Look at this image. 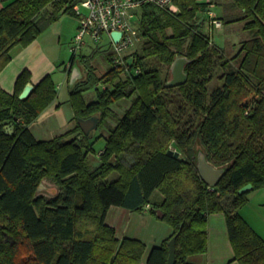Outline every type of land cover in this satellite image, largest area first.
I'll list each match as a JSON object with an SVG mask.
<instances>
[{
	"label": "trees",
	"instance_id": "trees-1",
	"mask_svg": "<svg viewBox=\"0 0 264 264\" xmlns=\"http://www.w3.org/2000/svg\"><path fill=\"white\" fill-rule=\"evenodd\" d=\"M175 2L177 13L153 5L141 9V47L125 58L126 66H115L108 45L80 56L85 78L70 91L76 126L68 133L38 141L29 128L57 98L50 75L23 100L19 96L32 78L28 70L18 77L14 94L0 85V264H140L145 244L118 239L106 223L113 206L132 212L149 206L173 228L172 237L152 249L148 264H168L174 237L175 264H194L189 258L208 250V218L216 213L226 216L235 260L264 264V241L240 214L251 191L238 193L247 184L264 188V0H231L237 12L224 23H244L251 37L243 42L239 69L225 74L223 86L212 93L208 84L219 59L225 61L224 50L203 31L200 14L213 2ZM48 6L47 25L60 13L74 14L60 0H11L0 6V71L15 46L26 47L42 34L36 20ZM97 55L108 63L102 76L93 65ZM179 57L188 59V80L168 87ZM150 59L167 66L169 77L150 66ZM93 89L96 96L87 102L85 94ZM175 90L192 105L196 123L180 126L168 99ZM124 100L132 102L126 107ZM118 104L126 107L121 116L114 110ZM93 116L99 124L90 137L78 120ZM99 129L109 132L96 162L92 139ZM200 151L225 169L216 186L201 177ZM44 180L58 187L55 195L39 192ZM229 197L234 202L226 207Z\"/></svg>",
	"mask_w": 264,
	"mask_h": 264
},
{
	"label": "rangeland",
	"instance_id": "rangeland-1",
	"mask_svg": "<svg viewBox=\"0 0 264 264\" xmlns=\"http://www.w3.org/2000/svg\"><path fill=\"white\" fill-rule=\"evenodd\" d=\"M9 2H11V0H0V6ZM51 11L52 7L48 6L43 10V13L36 21L43 29L42 34L39 36V41L44 48L46 58L52 61L51 69L46 74L42 75H44L43 77L46 75L51 76L53 82L57 86L58 92L56 100L45 105V107L40 110L38 116L29 125L31 132L38 141H48L54 139L56 136L68 133L76 126V121L72 120L69 108L64 104L66 101L70 100L72 84L69 82L67 74L62 70H59V68L64 67L63 65L65 64H71L70 60L73 55V40L78 32L79 18L72 13H60L58 20L55 23L47 25V18L49 17V13ZM222 23L223 26L220 30L214 27H210L209 30H207V34H209L212 38L213 44L224 50V59L225 61L228 60V63L222 66L225 61H221L219 59L218 66L213 72V77L208 84L209 93H212L217 88L223 86L225 74L230 72L232 69H239L243 56V42L251 37L249 32L243 30L242 24L244 23H241L240 25ZM139 45L134 49V51L140 50L141 46ZM93 48V43L91 41H87V45L77 54V57L73 62L74 66H79L80 56H89L92 53ZM147 62H149L150 66L160 69L163 77H169L167 66L162 65L155 59H153V61L150 59ZM93 65L97 68L98 76L104 75L108 67V63L104 61L102 55H97L94 58ZM36 67H39V63ZM170 79L171 78H169V80ZM99 87L102 89L103 85H99ZM95 96L96 90L93 89L85 94V100L90 102ZM168 99L170 100V108L177 120L180 122V126L182 128L197 122V117L192 105L189 104V102L185 100L181 94L177 92V90L168 93ZM126 107L123 104H118L114 106V110L116 111V114L121 116L126 110ZM110 123L113 126L115 125L112 120ZM104 130L105 129L97 130L96 137L92 139L95 154L92 155L93 157H90L93 158V161H96L94 157H97L101 150L106 146V136ZM105 132L108 134L109 131L107 132L105 130ZM100 133L103 134V137ZM114 177H116V175L112 178ZM44 182H46L48 188L58 190V187H56L52 181L44 180ZM43 193L49 197L53 196L52 192L48 190ZM233 202L234 200L230 197L224 200L226 207H231Z\"/></svg>",
	"mask_w": 264,
	"mask_h": 264
},
{
	"label": "crops",
	"instance_id": "crops-1",
	"mask_svg": "<svg viewBox=\"0 0 264 264\" xmlns=\"http://www.w3.org/2000/svg\"><path fill=\"white\" fill-rule=\"evenodd\" d=\"M198 1L208 2V0ZM211 1L213 5L210 10H213L217 17L222 19V22L227 15L237 12V10L234 11L230 8L231 0ZM200 15L202 17L201 22L204 21L203 31L207 33L210 28V15L206 11ZM231 24L240 25L241 23ZM10 53L12 56L10 62L0 71V85L10 94H14L16 81L23 71L28 70L31 73L30 83L35 86L44 78L42 74H46L51 69L52 61L46 58L39 38L26 47L15 46ZM73 62L70 60V65L65 64L64 67L59 68L67 74L70 83L73 79L72 87L85 78L82 64L79 62L80 65L75 67ZM38 63L39 67L37 68ZM122 103L129 106L131 100H124ZM64 104L69 108L72 120H74L75 114L70 101L68 100ZM98 157L99 154L94 158L98 160ZM240 214L264 241V188L253 190L248 194V203L240 210ZM106 223L115 229L118 239H137L145 244L146 251L140 264H148L152 249L160 247L165 240L172 237L174 232L170 225L150 213L149 206L142 212H132L123 207L113 206L107 213ZM207 231V252L192 256L189 261L194 264H240L235 260V251L229 237L224 213L209 216Z\"/></svg>",
	"mask_w": 264,
	"mask_h": 264
},
{
	"label": "built area",
	"instance_id": "built-area-1",
	"mask_svg": "<svg viewBox=\"0 0 264 264\" xmlns=\"http://www.w3.org/2000/svg\"><path fill=\"white\" fill-rule=\"evenodd\" d=\"M79 18L78 32L73 40V55L82 51L91 41L94 47L108 45L113 52L116 67L126 66L125 58L141 43L137 22L141 9L146 5L177 13L180 11L175 0H60ZM210 2V0H208ZM210 27L220 29L222 21L213 10ZM114 33L121 34L118 40Z\"/></svg>",
	"mask_w": 264,
	"mask_h": 264
},
{
	"label": "water",
	"instance_id": "water-1",
	"mask_svg": "<svg viewBox=\"0 0 264 264\" xmlns=\"http://www.w3.org/2000/svg\"><path fill=\"white\" fill-rule=\"evenodd\" d=\"M113 36L115 37L116 40H118L121 34L114 33ZM187 63H188V59L185 57H179L175 60L171 68L172 78L168 82V87H178V86L184 85L187 82L188 75L185 72V67ZM71 83L73 85L74 83L73 79ZM34 87L35 86L32 83H28L25 89L23 90V92L20 94L19 98L22 100L28 98L31 95L32 91L34 90ZM78 124L81 127L85 135L92 137L94 135L95 130L98 127L99 118L97 116H93L87 120L79 119ZM10 132L13 133V130H10ZM170 153H173L176 157L180 156V153L177 151H170ZM197 167L200 171L202 179L210 187L216 186L225 172V169L216 168L212 164H210L203 151H200V153L198 154ZM253 188L254 187L252 184H247L246 186L241 188L238 193L240 195H243L245 193L252 191ZM46 190L52 192V195H55L57 193L56 189L48 188L46 185V182H43L39 186V192H44ZM175 242H176V237L172 238L169 242L170 251H169L168 264L176 263Z\"/></svg>",
	"mask_w": 264,
	"mask_h": 264
}]
</instances>
